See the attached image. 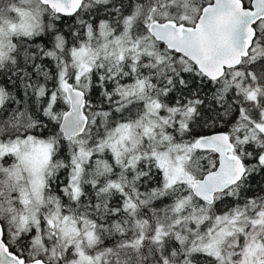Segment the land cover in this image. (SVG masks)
Wrapping results in <instances>:
<instances>
[{
	"label": "snow or ice",
	"instance_id": "snow-or-ice-1",
	"mask_svg": "<svg viewBox=\"0 0 264 264\" xmlns=\"http://www.w3.org/2000/svg\"><path fill=\"white\" fill-rule=\"evenodd\" d=\"M0 264H264V0H0Z\"/></svg>",
	"mask_w": 264,
	"mask_h": 264
}]
</instances>
